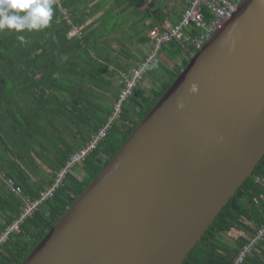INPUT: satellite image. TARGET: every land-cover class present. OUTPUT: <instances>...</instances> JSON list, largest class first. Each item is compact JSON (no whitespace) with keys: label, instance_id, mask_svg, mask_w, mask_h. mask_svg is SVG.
I'll list each match as a JSON object with an SVG mask.
<instances>
[{"label":"water","instance_id":"obj_1","mask_svg":"<svg viewBox=\"0 0 264 264\" xmlns=\"http://www.w3.org/2000/svg\"><path fill=\"white\" fill-rule=\"evenodd\" d=\"M263 156L264 0H242L21 264H182Z\"/></svg>","mask_w":264,"mask_h":264},{"label":"trees","instance_id":"obj_2","mask_svg":"<svg viewBox=\"0 0 264 264\" xmlns=\"http://www.w3.org/2000/svg\"><path fill=\"white\" fill-rule=\"evenodd\" d=\"M60 5L64 9L61 1ZM53 8L55 20L60 23L58 28L68 31L70 25L59 7L54 3ZM48 29L49 26L32 32H0V175L3 176L0 177V234L19 216L23 197L33 200L51 187L57 172L71 155L108 122L120 94L112 105L105 100L99 103L93 99L76 100L75 95L88 85L85 83L87 72L79 71L78 63L86 60V56L90 63L99 64V61L81 48L85 43L83 36H76L71 39L73 55L65 68L59 62L61 53L55 51L65 44L63 35L45 36L43 32ZM17 35H23L27 43L21 44ZM166 46L171 48L167 58L176 62L180 46L176 43ZM160 54L148 69L149 77L152 66L159 63ZM188 63L183 60L180 65L162 67L164 76L151 80L154 85L148 89L141 88L140 83L137 85L106 137L82 163L69 170L54 196L24 222L20 231L0 246V264H21L27 258L124 145ZM92 68L96 70L95 66ZM66 70L71 72L66 74ZM98 87L105 89V86ZM74 142L81 143L82 147L74 149ZM5 181H12L21 194L11 192ZM263 226L264 156L182 264H232L248 239ZM232 230L241 236L229 243L222 235ZM243 264H264V237Z\"/></svg>","mask_w":264,"mask_h":264},{"label":"crops","instance_id":"obj_3","mask_svg":"<svg viewBox=\"0 0 264 264\" xmlns=\"http://www.w3.org/2000/svg\"><path fill=\"white\" fill-rule=\"evenodd\" d=\"M60 1L67 12V19H65L69 22L70 26H67L70 29L62 32L58 28L59 21L55 20L57 18L53 15L49 29L43 30V34L48 37L63 35L65 44L55 51L61 53L59 62L66 68L73 55V49H71L73 46L70 42L72 37L77 36L74 31L82 32L80 36H83L85 43L81 48L86 50L92 59H97L99 64L88 62L87 56L86 60L78 63L79 71L87 72L85 83L88 85L81 88L79 94L75 95V99H93L97 103L105 100L110 101L111 105L121 90V74L130 72L148 54L151 47L148 33L154 27L177 24L188 2V0ZM183 46L184 49L180 46L181 53L174 64L180 65L183 60L189 61L194 55L189 45ZM169 50H171L170 46H165L160 57L166 53L171 54ZM91 66H95L96 70H93ZM65 72L67 74L71 71ZM145 80L147 78H144L143 83ZM98 85L105 86V89L102 90ZM68 141L71 140L68 139ZM74 143V149L82 147L81 143Z\"/></svg>","mask_w":264,"mask_h":264},{"label":"built area","instance_id":"obj_4","mask_svg":"<svg viewBox=\"0 0 264 264\" xmlns=\"http://www.w3.org/2000/svg\"><path fill=\"white\" fill-rule=\"evenodd\" d=\"M241 2L242 0H188L181 20L177 24L168 27H154L148 33V39L151 45L150 50L144 60L135 68L128 73L122 74V90L113 107V113L108 122L84 147L71 155L65 166L57 172L51 187L41 191L33 200L23 197V208L19 216L0 234V246L5 244L12 234L20 231V227L24 222L32 217L44 202L54 196L56 189L62 184L69 170L82 163L106 137L111 125L121 115L123 104L132 97L135 88L158 57L163 47L171 43H176L178 45H191L192 49L200 50L211 39L214 33L234 15ZM54 3L67 19V12L61 8L60 0H54ZM74 33L77 36L81 35L78 31H74ZM0 177L3 178L2 175ZM5 182L11 192L18 195L21 194V191L14 187L12 181ZM263 237L264 226L258 230L256 235L248 239V243L240 249L239 254L232 264H243L245 258L251 254L256 244Z\"/></svg>","mask_w":264,"mask_h":264},{"label":"clouds","instance_id":"obj_5","mask_svg":"<svg viewBox=\"0 0 264 264\" xmlns=\"http://www.w3.org/2000/svg\"><path fill=\"white\" fill-rule=\"evenodd\" d=\"M53 4L54 0H0V32L21 33L47 28L53 17ZM16 39L21 44L27 43L23 35H17ZM189 92L196 93L197 86L190 85Z\"/></svg>","mask_w":264,"mask_h":264},{"label":"rangeland","instance_id":"obj_6","mask_svg":"<svg viewBox=\"0 0 264 264\" xmlns=\"http://www.w3.org/2000/svg\"><path fill=\"white\" fill-rule=\"evenodd\" d=\"M180 46L182 49H184L183 45H180ZM167 57H169V56H166L165 54H163L161 57L159 56V58H158L159 63L152 66L150 77L148 76V71H147V73L143 76L142 80L140 81V87L141 88L148 89L154 83L151 80L162 78L164 76V74L162 72V67L163 68L164 67H168V68L172 67L174 62L170 61ZM144 78H147V80H145V82L143 83ZM77 173L81 177H83V173L81 170H78ZM2 181H4V180H2ZM239 236H241L240 233H238V231H235V230H232L231 232L222 235L223 239L229 243H233Z\"/></svg>","mask_w":264,"mask_h":264}]
</instances>
